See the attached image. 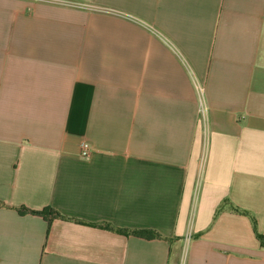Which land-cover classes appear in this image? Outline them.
<instances>
[{
	"label": "crops",
	"instance_id": "1",
	"mask_svg": "<svg viewBox=\"0 0 264 264\" xmlns=\"http://www.w3.org/2000/svg\"><path fill=\"white\" fill-rule=\"evenodd\" d=\"M0 204V264H264V0H0Z\"/></svg>",
	"mask_w": 264,
	"mask_h": 264
},
{
	"label": "built area",
	"instance_id": "2",
	"mask_svg": "<svg viewBox=\"0 0 264 264\" xmlns=\"http://www.w3.org/2000/svg\"><path fill=\"white\" fill-rule=\"evenodd\" d=\"M196 89L199 95L200 100V115H201V124H202V131L204 135V149L202 156L200 158L199 163V174L201 175L205 169L207 156H208V148H209V135L207 131V107L204 101V88L199 84L196 83ZM90 146L88 143L83 142L80 146V157L81 158H88L90 154Z\"/></svg>",
	"mask_w": 264,
	"mask_h": 264
},
{
	"label": "trees",
	"instance_id": "3",
	"mask_svg": "<svg viewBox=\"0 0 264 264\" xmlns=\"http://www.w3.org/2000/svg\"><path fill=\"white\" fill-rule=\"evenodd\" d=\"M0 206H1V204H0ZM28 212L31 213V214H34V215L42 216L45 219H47L49 222H50L51 218L61 217V215H59L58 213H56L52 209H46V210H43V211H29V210H21L20 211L21 214H27ZM123 233H127V232L123 231ZM135 234L139 235V236H141L143 238H151V237L154 238V235H151L149 233H135ZM257 236H258L259 240L262 243H264V236L259 235L258 233H257Z\"/></svg>",
	"mask_w": 264,
	"mask_h": 264
}]
</instances>
